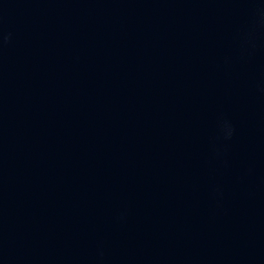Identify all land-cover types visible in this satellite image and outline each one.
Instances as JSON below:
<instances>
[{"label": "water", "instance_id": "water-1", "mask_svg": "<svg viewBox=\"0 0 264 264\" xmlns=\"http://www.w3.org/2000/svg\"><path fill=\"white\" fill-rule=\"evenodd\" d=\"M0 264H264V0H0Z\"/></svg>", "mask_w": 264, "mask_h": 264}, {"label": "clouds", "instance_id": "clouds-1", "mask_svg": "<svg viewBox=\"0 0 264 264\" xmlns=\"http://www.w3.org/2000/svg\"><path fill=\"white\" fill-rule=\"evenodd\" d=\"M230 134V133H229Z\"/></svg>", "mask_w": 264, "mask_h": 264}]
</instances>
